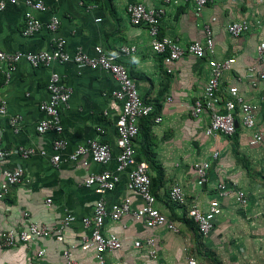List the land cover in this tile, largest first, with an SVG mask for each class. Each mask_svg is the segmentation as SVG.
<instances>
[{"label": "crops", "instance_id": "obj_1", "mask_svg": "<svg viewBox=\"0 0 264 264\" xmlns=\"http://www.w3.org/2000/svg\"><path fill=\"white\" fill-rule=\"evenodd\" d=\"M5 1L0 0V5ZM28 1L16 0L0 8V50L9 54L51 52L57 41L66 40L68 53L82 50L95 56L96 47L117 54L123 46H134L135 53L118 60L136 82L141 98L154 107L153 112L156 109V114L151 115L152 112L139 121L135 157L148 164L151 181L158 176L150 161L160 164L164 181L161 187L152 189L155 208L174 223L176 230L147 227L132 214L119 222H108L104 233L115 234L121 241L120 249L106 254L108 264H188L190 256L206 264H264V144H251L254 133L264 129V81L254 87L246 77L247 69L258 63L257 47L264 45V0H210L200 13L191 0H147L150 7L166 9L160 25L161 38L176 39L187 46L204 43L206 27L213 33V56L199 59L186 55L176 62L152 50L147 27L131 24L127 8L134 0H37L44 3V11L31 8ZM29 14L43 28L25 37ZM53 18L60 21L56 32L46 29ZM242 21L250 24V30L239 38L232 37L228 25ZM210 58L236 59L233 69L222 78L218 110L226 113L229 88L237 87L248 103L259 107L254 128H245L238 112V127L233 136H207L211 111L205 110L197 119L192 117L193 106L203 98L211 76ZM12 68L8 74L5 66L0 79V95L7 109L5 115H0L3 146L10 151L31 148L36 154L23 158L13 153L2 164L6 171L22 168L24 181L0 199V264H69L63 252L71 247H75L71 255L73 264H98L93 248H81L82 238L90 235L82 220L93 215L100 197L94 188L85 186V181L110 171L119 182L104 195L107 205L130 199L132 212L141 211L144 206L141 196L128 188L130 170L118 171L117 119L122 106L113 93L119 85L102 70L74 63H53L36 69L22 59ZM54 74L72 90V97L61 108L63 132L39 133L37 126L46 118L40 106L49 99L47 87ZM19 116L22 122L16 133L11 118ZM158 118L162 121L157 122ZM56 139L68 142L63 153L65 160L58 166L51 161ZM93 141L111 147L108 164L94 162L89 154L82 155L77 162L68 161L79 146ZM216 152L218 159L213 158ZM205 162L211 163V169L203 180L195 165ZM220 185L226 186V196L220 197ZM175 186L183 189L187 205L171 198ZM240 191L247 195L246 205L237 200ZM214 201L220 203L222 213L211 233L202 236L188 215L189 207L194 203L208 211ZM69 214L75 220L64 226ZM31 223L47 227L51 235L5 247L4 234L25 230ZM148 238L155 239L156 258L150 256L148 247L135 246L137 241ZM41 251L43 256H38Z\"/></svg>", "mask_w": 264, "mask_h": 264}, {"label": "built area", "instance_id": "obj_2", "mask_svg": "<svg viewBox=\"0 0 264 264\" xmlns=\"http://www.w3.org/2000/svg\"><path fill=\"white\" fill-rule=\"evenodd\" d=\"M16 0H6L1 3L0 8L4 9L6 3H15ZM172 0H165L170 3ZM190 1V0H184ZM194 2L196 11L202 12L210 0H191ZM147 0H134L128 5L127 12L130 22L136 27H147L152 38L151 47L155 53L166 54L170 61L176 62L186 55H193L199 59L207 57L209 54L214 55V39L210 27H206V39L204 43L193 42L187 46H183L176 39L160 38L161 21L166 15L164 7H150L146 4ZM28 4L31 8L39 11L45 10V5L42 1L29 0ZM60 26V21L53 18L47 25L46 29L51 32H56ZM42 23L33 17L31 14L27 16L26 27L23 35L30 37L42 30ZM232 37L239 38L250 30V24L247 21L234 22L228 25L227 28ZM66 40L56 42L55 48L51 52H27L9 54L0 50V79L5 73L4 67L7 66L8 74L12 72V65L18 63L22 59L27 60L32 67L39 69L41 67H49L53 63H74L80 67H87L94 70H102L111 75L118 83L119 87L114 91V98L121 104L122 110L117 119L119 156L117 159L118 171L130 170L128 174L129 190L139 194L144 201V206L141 211H133L131 209V200L127 199L122 204H114L109 207L104 199L107 192L112 191L119 178L110 171H104L100 174L92 175L85 181L87 188H94L99 200L96 202L94 212L91 217L84 218L83 224L85 229L90 231V235H85L82 238V249L88 250L93 248L96 253L98 264H108L106 254L121 248V241L115 234L104 233V228L108 222H119L125 215L132 214L138 220L145 222L147 227L166 226L170 230L175 231L174 223L168 221L158 209L155 208L156 196L152 192V181L150 177V169L147 163L138 162L135 154L134 140L139 134V121L141 118L149 116L154 107L147 104L140 96L138 86L134 79L131 78L128 69L119 58L124 55H132L136 52V48L123 46L117 54H108L102 47H96V55H89L82 50L75 54H70L66 51ZM258 63L256 66L247 69V79L252 81L254 87L258 82L264 81V45L257 47ZM236 59H228L225 61H217L213 58L209 59L211 76L206 84L205 94L202 99L195 102L192 109V117L199 118L205 110L211 111V122L206 131L207 136L223 134L233 136L236 133L237 118L236 113L241 114L242 125L251 129L256 124V113L259 110L257 105L248 103L239 92L237 87L229 88V97L225 101L226 113H220L218 110L221 81L224 73L233 69ZM49 99L43 102L40 110L46 115V118L39 122L37 130L39 133L53 131L57 134L63 132L61 121V108L69 104L72 97V90L61 83L58 74L52 75L48 83ZM7 112L6 103L0 95V115H5ZM162 119L158 118L157 122ZM22 122V117L11 118V126L15 132H19V126ZM103 133V130H101ZM251 144L253 146H261L264 144V129L254 133ZM68 148V142L64 139H56L53 145L54 156L51 158L52 163L58 166L65 159L63 153ZM18 154L23 158H29L36 154L35 149L18 147L14 151H10L3 146V135L0 131V199L11 189L22 184L24 181V171L22 168L15 170H3V162L10 154ZM38 154L46 155L45 152ZM91 155L94 162L106 165L112 158V149L108 144L93 141L87 146H79L68 157V161L77 162L82 155ZM219 152L214 153L213 158L218 159ZM195 168L199 176L205 180L209 175L211 168L210 162L196 164ZM220 197L226 196L227 191L225 185H220ZM171 198L178 203L187 205V201L181 187L175 186L171 190ZM237 200L239 203L246 205L248 198L245 192H238ZM48 206H51V200H48ZM222 209L219 202L211 203L208 211L201 210L194 203L190 205L188 215L197 224L199 232L202 236H208L214 228L216 219L221 215ZM75 218L71 214L66 217L64 226L70 225ZM51 231L45 227H39L35 223H31L25 230L19 232H8L3 235L5 247H14L17 244H25L36 237H48ZM58 237V240H62ZM136 248L142 249L145 246L149 249L151 257L156 258V242L153 238H148L146 241H137ZM66 249L63 254L69 264H73L71 259L72 250ZM38 256H43V252H39ZM188 264H206L198 260L196 257H188Z\"/></svg>", "mask_w": 264, "mask_h": 264}, {"label": "trees", "instance_id": "obj_3", "mask_svg": "<svg viewBox=\"0 0 264 264\" xmlns=\"http://www.w3.org/2000/svg\"><path fill=\"white\" fill-rule=\"evenodd\" d=\"M153 114H156V109H155V111L151 115H153ZM139 132H140V128H139ZM150 167L153 170L156 171L157 176H158V177L154 178L153 181H152V189L154 187L157 189V188L161 187L162 184H163V181H164V173L162 171V168H161L160 164L157 163L156 161H154L153 159L150 161Z\"/></svg>", "mask_w": 264, "mask_h": 264}, {"label": "clouds", "instance_id": "obj_4", "mask_svg": "<svg viewBox=\"0 0 264 264\" xmlns=\"http://www.w3.org/2000/svg\"><path fill=\"white\" fill-rule=\"evenodd\" d=\"M206 58V57H205ZM236 125H238V122H237V124ZM237 130V129H236ZM211 169V168H210ZM210 171V170H209Z\"/></svg>", "mask_w": 264, "mask_h": 264}, {"label": "water", "instance_id": "obj_5", "mask_svg": "<svg viewBox=\"0 0 264 264\" xmlns=\"http://www.w3.org/2000/svg\"><path fill=\"white\" fill-rule=\"evenodd\" d=\"M236 127H238V125H236Z\"/></svg>", "mask_w": 264, "mask_h": 264}]
</instances>
